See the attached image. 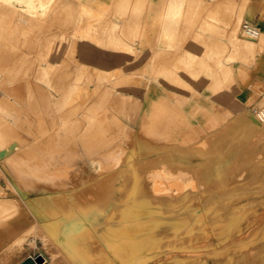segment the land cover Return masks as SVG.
<instances>
[{
  "label": "rangeland",
  "instance_id": "1",
  "mask_svg": "<svg viewBox=\"0 0 264 264\" xmlns=\"http://www.w3.org/2000/svg\"><path fill=\"white\" fill-rule=\"evenodd\" d=\"M12 1L0 0V149L17 148L0 187L9 174L32 202L0 203V261L89 264L46 225L71 202L35 199L84 158L130 191L82 221L93 264H113L103 250L124 264H264V133L241 102L264 94V39L235 40L246 24L264 38V0ZM123 216L148 227L121 246L104 224Z\"/></svg>",
  "mask_w": 264,
  "mask_h": 264
},
{
  "label": "bare ground",
  "instance_id": "2",
  "mask_svg": "<svg viewBox=\"0 0 264 264\" xmlns=\"http://www.w3.org/2000/svg\"><path fill=\"white\" fill-rule=\"evenodd\" d=\"M16 2L22 4V7L26 11H30L36 9L37 6L41 7V4H36L35 1L39 0H15ZM254 0H249V5H252ZM264 5V3H263ZM10 7L17 8V5L10 0ZM84 8V7H82ZM264 8V7H263ZM233 21V20H232ZM237 22V21H236ZM232 23V22H231ZM235 23V22H234ZM233 26V24H231ZM236 25V24H235ZM244 34L240 36H235V40L241 46L245 48H251L254 45V41L262 42L263 37L259 36L257 30L250 26L245 25ZM258 44V43H256ZM203 54H199L201 56ZM241 102L243 117L245 124L249 127V130L252 133L258 132L259 134L264 133V117H258L256 114L259 109L264 108V94L260 95L255 102H250V99L242 98ZM251 105H253L251 107ZM4 143V146L0 149V163L9 159L11 156L4 159L5 156L11 155L13 150L17 148L15 144ZM5 154V155H4ZM11 157L10 159H12ZM19 162L22 164L21 158H18ZM82 163H79L77 168H75L71 172H54L48 173L49 176H54V182L56 184L55 189H59L61 191H46L43 193L35 194L36 198H46L47 200H54L57 197L63 196L67 200H69L71 212L64 214L63 216H56L52 221L57 224H52L47 222L48 229L53 233H57L59 229L63 228L69 232L70 236L64 238L63 245L70 251L74 252L75 255L82 261L89 264H93V258H95L94 253H89L83 246V240H85V235L88 230L85 229V225L82 224V221L89 220L92 224L94 222L95 216L104 215V217L110 212L111 208L114 206V198H118L119 196H126L129 194L130 191L126 187H121L124 183L122 177L118 174H108L105 172H92L91 170H95L96 167L94 166V161L88 162L86 159L81 158ZM227 162L229 159L219 162V161H211L210 168L216 170V172H220L222 167H226ZM59 171V170H58ZM23 174L22 172H17V175ZM31 176L41 175L42 173H30ZM76 176V177H74ZM5 177V176H4ZM62 177V178H61ZM8 185H11L7 189H2L0 187V203L10 202L12 200L19 201L22 205L31 204V197L28 193L24 191L23 186L14 179L11 175H6ZM5 178V179H6ZM61 180H59V179ZM6 182V181H5ZM7 183V182H6ZM73 183V184H72ZM7 187V186H6ZM73 187V188H72ZM49 189V188H48ZM81 198H84V202H80ZM120 199V197H119ZM122 199V198H121ZM116 205V204H115ZM125 216L122 217L117 222L112 223L110 219H106L104 227L106 231L107 238H115L121 246L130 242H137L141 238L145 236V230L148 226H140L133 229V227H129V222L127 221ZM175 224V222H173ZM1 228V226H0ZM93 228V227H92ZM91 230L93 231L94 229ZM131 228V229H130ZM84 231V232H83ZM90 231V230H89ZM91 231V232H92ZM63 238V237H62ZM61 239V238H60ZM86 241V240H85ZM85 243V242H84ZM91 247V245H88ZM104 256L109 259V261L113 264H124L120 261V259L116 255L110 254L108 251H102ZM101 252V253H102ZM108 252V253H107ZM36 257H42L43 261H46V257L42 256L41 254H37ZM6 264H11L8 262L9 259L7 256H4L3 259L0 261L6 262ZM25 260H20L16 264H20ZM246 261L242 262L244 264ZM14 264V263H13Z\"/></svg>",
  "mask_w": 264,
  "mask_h": 264
},
{
  "label": "water",
  "instance_id": "3",
  "mask_svg": "<svg viewBox=\"0 0 264 264\" xmlns=\"http://www.w3.org/2000/svg\"><path fill=\"white\" fill-rule=\"evenodd\" d=\"M20 264H43V258L42 257H36L34 259L25 260Z\"/></svg>",
  "mask_w": 264,
  "mask_h": 264
},
{
  "label": "built area",
  "instance_id": "4",
  "mask_svg": "<svg viewBox=\"0 0 264 264\" xmlns=\"http://www.w3.org/2000/svg\"><path fill=\"white\" fill-rule=\"evenodd\" d=\"M256 114L258 115V117H264V108L259 109Z\"/></svg>",
  "mask_w": 264,
  "mask_h": 264
}]
</instances>
